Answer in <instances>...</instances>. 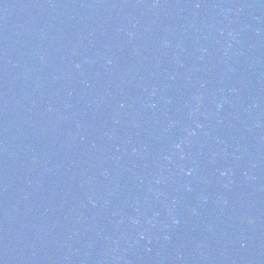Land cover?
<instances>
[{
  "label": "water",
  "instance_id": "water-1",
  "mask_svg": "<svg viewBox=\"0 0 264 264\" xmlns=\"http://www.w3.org/2000/svg\"><path fill=\"white\" fill-rule=\"evenodd\" d=\"M264 121V0H0V264H188Z\"/></svg>",
  "mask_w": 264,
  "mask_h": 264
}]
</instances>
